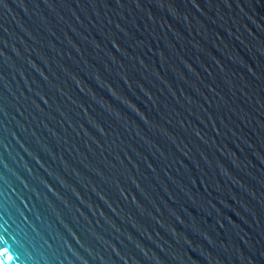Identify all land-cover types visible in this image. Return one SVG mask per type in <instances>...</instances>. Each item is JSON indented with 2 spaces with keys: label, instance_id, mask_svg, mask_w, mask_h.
<instances>
[{
  "label": "water",
  "instance_id": "obj_1",
  "mask_svg": "<svg viewBox=\"0 0 264 264\" xmlns=\"http://www.w3.org/2000/svg\"><path fill=\"white\" fill-rule=\"evenodd\" d=\"M0 264H264V0H0Z\"/></svg>",
  "mask_w": 264,
  "mask_h": 264
}]
</instances>
